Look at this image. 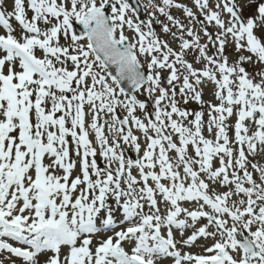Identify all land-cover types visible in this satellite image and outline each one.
Returning <instances> with one entry per match:
<instances>
[{
  "label": "snow or ice",
  "instance_id": "1",
  "mask_svg": "<svg viewBox=\"0 0 264 264\" xmlns=\"http://www.w3.org/2000/svg\"><path fill=\"white\" fill-rule=\"evenodd\" d=\"M0 264H264V0H0Z\"/></svg>",
  "mask_w": 264,
  "mask_h": 264
}]
</instances>
